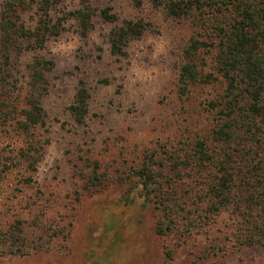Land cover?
I'll return each mask as SVG.
<instances>
[{"label": "rangeland", "instance_id": "obj_1", "mask_svg": "<svg viewBox=\"0 0 264 264\" xmlns=\"http://www.w3.org/2000/svg\"><path fill=\"white\" fill-rule=\"evenodd\" d=\"M92 1L112 8L119 21L145 22L147 30L124 56L110 53L107 33L115 25L99 19L89 38L68 31L47 45L44 54L55 67L43 99L47 126L38 130L41 160L36 171L12 170L1 183L0 219L35 221L31 232L50 228L59 235L47 251L0 257V264H264V244L239 245L234 218L223 212L203 219L202 203L175 205L166 220L173 229L158 233L165 213L152 196H136L131 173L158 161L168 167L155 174L163 175L164 190L169 187L173 150L211 127L203 103L212 89L193 87L189 97L178 93L193 32L188 21L135 0ZM27 58L17 64L19 76ZM80 81L91 94L84 125L69 112ZM20 142L13 133L0 134L7 152H17Z\"/></svg>", "mask_w": 264, "mask_h": 264}, {"label": "trees", "instance_id": "obj_2", "mask_svg": "<svg viewBox=\"0 0 264 264\" xmlns=\"http://www.w3.org/2000/svg\"><path fill=\"white\" fill-rule=\"evenodd\" d=\"M134 2L163 8L167 16L190 23L193 32L183 51L178 93L189 97L193 87L211 88L203 110L212 124L203 136L179 143L173 150L169 167L174 180L169 187L164 190L163 175L155 174L168 166L157 161L131 173L132 190L137 187L136 196L146 201L152 196L157 209L165 213L157 228L161 235L173 229L166 220L174 215L175 205L202 203L203 219L223 212L234 218L239 245L264 244V0ZM96 19L115 25L107 33L113 56H124L147 30L145 22L119 21L112 8H98L92 0L3 1L0 134L13 133L22 145L17 152L15 148L7 152L0 145V185L12 170L36 171L41 160L38 130L47 126L43 99L55 67V61L44 54L47 45L68 31L89 38ZM24 57H28L26 73L19 76L17 64ZM90 98L86 83L80 81L69 107L78 125L87 121ZM37 224L22 219L8 224L0 219V257L51 249L59 231L45 227L48 236L31 232ZM187 229L191 233L193 224Z\"/></svg>", "mask_w": 264, "mask_h": 264}]
</instances>
